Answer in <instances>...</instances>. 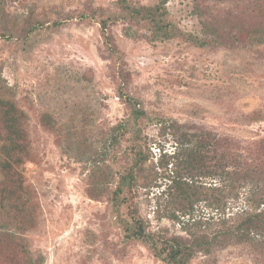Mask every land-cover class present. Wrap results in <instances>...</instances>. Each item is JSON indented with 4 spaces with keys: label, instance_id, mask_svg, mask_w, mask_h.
I'll return each instance as SVG.
<instances>
[{
    "label": "rangeland",
    "instance_id": "rangeland-1",
    "mask_svg": "<svg viewBox=\"0 0 264 264\" xmlns=\"http://www.w3.org/2000/svg\"><path fill=\"white\" fill-rule=\"evenodd\" d=\"M129 1L154 6L161 0ZM118 2L0 3V98L12 99L25 114L31 148L20 168L22 191L4 197L10 185L0 172V222L27 213L32 227L19 235L40 264H165L141 241L126 238L130 213L126 207L117 212L110 201L115 182L107 185L92 175L97 164L117 175L140 150L150 155L148 164L158 163L162 153L174 152L173 122L190 132L213 133L241 161L236 170L251 172L253 179L229 200V215L255 210V194L264 184V44L241 41L264 22V0H167V20L180 33L157 43L146 39V25H129L141 37L126 35ZM196 6L207 17L228 22L223 44L204 35ZM102 20L109 24L118 56L104 43ZM124 96L145 113L138 123L131 121L125 137L113 131L133 116ZM107 149L112 158L104 163ZM201 181L210 188L219 185L215 177ZM94 182L104 183L98 187L104 193L100 199L88 193ZM165 183L161 179L156 183L161 187L145 188L139 181L134 202L148 231L184 235L179 223L159 218ZM196 210L206 218L217 215L206 203ZM13 254L24 263L21 253ZM0 264L18 263L0 254ZM191 264H264V252L249 243L232 244L211 256L199 253Z\"/></svg>",
    "mask_w": 264,
    "mask_h": 264
},
{
    "label": "trees",
    "instance_id": "trees-1",
    "mask_svg": "<svg viewBox=\"0 0 264 264\" xmlns=\"http://www.w3.org/2000/svg\"><path fill=\"white\" fill-rule=\"evenodd\" d=\"M118 3L121 19L128 24L125 30L127 36L141 37L132 34L129 25H146L150 32L146 39L151 43L168 41L179 35L180 32H177L167 20V0H161L154 6L134 4L129 0H119ZM196 15L200 17L204 35L212 37L215 44H223L220 43V39L228 22L207 17L208 14L204 10L200 11L197 6ZM100 25L106 47L111 54L118 56L117 47L107 33L108 22L102 20ZM187 39L199 46L206 45V40L193 36H187ZM241 41L250 46L263 45L264 22L245 32ZM124 99L132 110V119L122 121L113 128L117 135L120 133L123 137L127 136L131 121L138 123L145 116V113L138 109L139 106L132 103V99L127 96H124ZM24 118L25 114L17 108L12 99L0 98V172L5 175L10 185V189L4 191L6 192L4 197H8L9 192L10 195H14L15 189L22 191L24 186L20 168L31 155ZM44 122L50 125V131H54V126L49 120L46 119ZM169 128L175 143L174 152L162 153L158 163L148 164L150 155L142 154L140 150L137 151L132 164L123 168L117 175L106 172L109 166L104 165L101 169V164H97L93 172L92 177L103 178L107 185L115 182V189L110 195L114 209L117 212H120L122 207L129 209L130 220L125 221L124 224L126 238L141 241L158 260L165 264H191L199 253L211 256L215 250L239 243H249L255 249L264 252V184L259 193L255 194L258 199L255 210H244L235 216L229 215L227 213L229 200L234 198L242 183H248L253 179L251 172L247 170L245 173H240L236 170L241 166V161L225 150L223 142L213 133L200 130L190 132L175 122L170 124ZM114 141L120 144L121 140L114 138ZM141 143V140L137 142V144ZM111 158L110 149L102 152L101 160L104 163ZM203 177H215L219 185L207 187L201 181ZM161 179L166 183L159 198L162 207L158 210L159 218H167L179 223L184 235H166L148 231L143 218L139 215L138 204L134 202L139 181H143L145 188L153 185L159 188L161 186H157L156 183ZM101 184L104 185L101 182L92 184V190L88 192L90 197L100 199L104 196L98 188L102 186ZM2 201H5V198H2ZM202 203L216 210V217L198 216L196 207ZM20 215L18 218L12 216L7 222H0V254L9 255L11 262L20 264L21 260L13 254L14 250H17L23 257L22 264H40V259L28 251L25 239L21 234L19 235L29 231L28 229L32 227V219L27 213L22 212ZM2 245H10L8 251L12 255Z\"/></svg>",
    "mask_w": 264,
    "mask_h": 264
}]
</instances>
